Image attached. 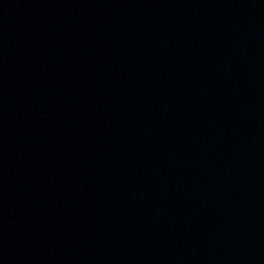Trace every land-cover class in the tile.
<instances>
[{
    "label": "water",
    "instance_id": "obj_1",
    "mask_svg": "<svg viewBox=\"0 0 264 264\" xmlns=\"http://www.w3.org/2000/svg\"><path fill=\"white\" fill-rule=\"evenodd\" d=\"M0 264H264V0H0Z\"/></svg>",
    "mask_w": 264,
    "mask_h": 264
}]
</instances>
